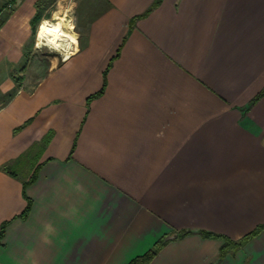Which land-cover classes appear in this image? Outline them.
<instances>
[{
	"label": "crops",
	"instance_id": "0c3cea01",
	"mask_svg": "<svg viewBox=\"0 0 264 264\" xmlns=\"http://www.w3.org/2000/svg\"><path fill=\"white\" fill-rule=\"evenodd\" d=\"M45 1L0 0V264H127L162 238L148 264H211L200 231L263 225L264 0H73L75 54L14 83ZM216 264H264V229Z\"/></svg>",
	"mask_w": 264,
	"mask_h": 264
},
{
	"label": "rangeland",
	"instance_id": "374dc122",
	"mask_svg": "<svg viewBox=\"0 0 264 264\" xmlns=\"http://www.w3.org/2000/svg\"><path fill=\"white\" fill-rule=\"evenodd\" d=\"M48 1L49 0L45 1L46 4L40 6L39 11H42L43 9H47V12H48L47 20L50 22L56 21L59 18H63L64 19V21H63L64 30L66 32H68L69 34H72L73 39H75L74 38V31H75V26H76V22H75L76 18L74 19V9H73V6L71 4L73 2V0H66L65 2L63 0H61V1L60 0H50L49 2ZM6 10H11V7H8L7 4H6ZM50 13H51V17H50ZM66 18H68V19H66ZM1 21L2 20L0 19V23H1ZM41 21L42 20H40V22ZM40 22L35 26V32L30 33L29 40H28V44H30L32 42V44L34 45L33 52L30 53V48L25 46L23 59L17 65H15V68L13 69L12 73L16 76V78L18 80V81H16L14 78V80H13L14 83L21 81L20 76H25V77L29 76V75H30V77L41 76L42 66L44 65L45 62L48 61V58L53 57V56H58L59 52L60 53L64 52V48H61L60 51H56V50L50 51L49 48L51 46L49 44H46V45L41 44L40 48H36V44H37L36 30H37V27L40 24ZM69 27H71V28H69ZM60 45H63V46L65 45V47L67 46V50L69 49V47H68L69 44H67L65 42H61ZM22 69H23V71H20ZM2 90L4 92L5 87H3ZM2 98L5 99V95ZM33 163H35V162H33ZM21 171L22 170H18V175L20 177H24L25 175L26 176L29 175L31 173L30 164H28V166L25 168V170H24V171H26L25 173H24V171H22V172Z\"/></svg>",
	"mask_w": 264,
	"mask_h": 264
},
{
	"label": "trees",
	"instance_id": "16d2710c",
	"mask_svg": "<svg viewBox=\"0 0 264 264\" xmlns=\"http://www.w3.org/2000/svg\"><path fill=\"white\" fill-rule=\"evenodd\" d=\"M159 2H160V0H154L152 5L150 6L149 10L154 8L155 6H157L159 4ZM40 20H41V12H37L31 20V26H32V32L33 33L35 32V26L40 22ZM3 170L9 172L7 169V166H4ZM33 178H34V173H32V175L29 177L28 181L23 183V188H25L29 183H31L33 181ZM29 206H30L29 201L26 200L25 208L22 211V213L19 215V217H21V218L26 217L28 210H29ZM6 224H7V222L0 224V240H1L3 230H4ZM262 229H264V224L256 227L253 231L249 232L248 234H246L245 236H243L237 240H231V239H228L226 237L216 235V234H213L210 232H205V231H200L199 234L205 238H217V239L222 240V245L219 248L217 259H216V261L211 263V264H216L217 261L220 260L224 255L232 254L237 249L241 248L250 238H252L254 235H256ZM188 233H190V231H181L178 233V236L182 237ZM166 241L167 240L165 238L158 240L143 255L135 257L134 259H132L127 264H148L152 260V258L155 256V254L160 250V248L166 243Z\"/></svg>",
	"mask_w": 264,
	"mask_h": 264
},
{
	"label": "bare ground",
	"instance_id": "6f19581e",
	"mask_svg": "<svg viewBox=\"0 0 264 264\" xmlns=\"http://www.w3.org/2000/svg\"><path fill=\"white\" fill-rule=\"evenodd\" d=\"M66 19H68V18H66ZM45 21L47 22L46 24H44L45 28L53 29V30L59 28V31H53V32L45 31L43 33V35L38 38V29L41 28L42 22H45ZM63 21H64L63 18H59V19H57L56 21H53V22H50V21L45 20V19L42 20L40 22V24L38 25L37 30H36V41H37V43L46 45V44H48L49 40L55 39L56 44H60L61 42H65L67 44H71L72 41L69 39V37L73 38V36H72V34H69L68 32H66L64 30ZM69 28H71V27H69Z\"/></svg>",
	"mask_w": 264,
	"mask_h": 264
},
{
	"label": "clouds",
	"instance_id": "9594fccd",
	"mask_svg": "<svg viewBox=\"0 0 264 264\" xmlns=\"http://www.w3.org/2000/svg\"><path fill=\"white\" fill-rule=\"evenodd\" d=\"M46 23H47L46 21L45 22H42L41 28L38 29V38L41 37L45 31H48V32L59 31V28L54 29V30L53 29H47V28H45L44 27V24H46ZM69 39L72 41L73 44H76L77 43V40L76 39H73L72 37H69ZM48 44L51 46L49 48L50 51H52V50L60 51L61 48H64V52L61 53L63 55V59L64 60H67L69 58V55H74L75 54V53H68L67 52V47H65L63 45H60V44H56L55 39L49 40L48 41ZM70 46L71 45H69L68 47H70ZM40 47H41V44L40 43H37L36 44V48H40ZM76 50L78 51V47H77ZM57 63H58V61L55 60V58H54L53 61H52V67L55 68L56 65H57ZM45 229H46L47 232H52L53 231L51 225H46L45 226ZM47 242H48L47 241V238L45 237V243H47Z\"/></svg>",
	"mask_w": 264,
	"mask_h": 264
},
{
	"label": "built area",
	"instance_id": "2783aa9c",
	"mask_svg": "<svg viewBox=\"0 0 264 264\" xmlns=\"http://www.w3.org/2000/svg\"><path fill=\"white\" fill-rule=\"evenodd\" d=\"M13 2H14V0H8V2H7V6H8V7H11Z\"/></svg>",
	"mask_w": 264,
	"mask_h": 264
}]
</instances>
